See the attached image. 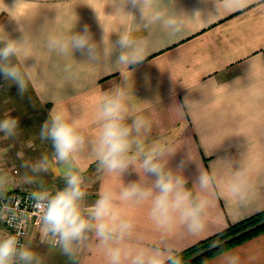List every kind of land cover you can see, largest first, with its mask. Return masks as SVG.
Returning <instances> with one entry per match:
<instances>
[{"label":"crops","instance_id":"0c3cea01","mask_svg":"<svg viewBox=\"0 0 264 264\" xmlns=\"http://www.w3.org/2000/svg\"><path fill=\"white\" fill-rule=\"evenodd\" d=\"M196 10L202 14L187 18ZM156 11L163 19L149 23ZM170 16L184 18L179 33L165 24ZM85 24L99 60L50 47L52 38L81 32ZM124 33L134 46L145 49L142 63L116 62L121 49L115 42ZM7 40L23 44L8 62L32 69L26 77L32 101L21 102L23 115L29 117L33 111L28 108H33L49 120L55 109L69 121H79L85 136V147L68 164L56 161L52 141L46 139L52 145L44 154L47 171L33 170L37 161L28 150L26 165L33 167L19 171L11 165L2 171L8 191L28 187L33 193L56 184L62 190L70 170L86 182L96 175L95 196L82 201L86 209L103 188L118 192L134 181L150 186L154 178L140 168L143 157L135 144L131 155L136 163L122 174L100 170L92 151L101 98L124 87L129 109L124 123L131 125L137 116L149 122L148 130L133 131V138L142 140L145 148L164 147L165 168L182 176L194 197L208 201V228L199 236L188 234L182 225L164 233L149 216L150 203L118 201L135 224L130 243L178 253L264 210V0H240L231 6L226 0H151L144 8H131L126 0H0V47ZM181 160L184 166L178 168ZM4 161L1 156L2 168ZM201 173L213 178L203 192L198 185ZM237 173L244 187L241 195L233 196L229 186ZM87 236L78 246L76 264H106L94 233ZM26 247L36 254L32 264H72L52 238L44 236L42 226L28 227ZM231 256H238L239 264H264V233L203 264H228Z\"/></svg>","mask_w":264,"mask_h":264},{"label":"clouds","instance_id":"9594fccd","mask_svg":"<svg viewBox=\"0 0 264 264\" xmlns=\"http://www.w3.org/2000/svg\"><path fill=\"white\" fill-rule=\"evenodd\" d=\"M239 2L240 0H226L229 6ZM126 3L131 8L138 6L144 8L150 6L151 0H126ZM201 14L196 10L187 18ZM163 17L162 12L156 11L150 15L148 22L154 23ZM165 24L172 28L173 34H176L182 30L184 18L170 16L165 20ZM92 40L89 26L85 24L81 32L67 37L52 38L49 43L50 47L58 48L62 53L76 50L86 54L89 59L99 60L97 46ZM115 43L121 49L117 63L134 66L143 62L145 49L134 46L130 34H122ZM22 48L23 44L16 40H7L4 46L0 47V74L5 79L15 82L21 95L27 89L26 77H30L32 69L28 67L22 69L8 61L11 57L18 56ZM126 99L127 91L124 87H116L101 98L97 112V120L101 123L92 141V151L100 170L108 174H122L130 165L136 163V158L131 155L135 144L138 153L143 157L140 168L147 176L154 178L153 183L148 186L142 181L130 182L122 186L118 192L111 187L103 188L94 205L84 209L82 201L86 193L82 186L83 178L78 172L70 170L65 176L66 187L54 195L47 191L32 193L35 208L40 213L42 232L44 236L52 238L54 246L58 245L72 264H76L78 246L88 238L89 232L94 233L98 247L103 250L106 257V264H183L182 257L175 249L145 248L130 243L129 238L133 235L135 224L121 212L117 202L135 205L150 203L149 216L159 230L169 233L174 231L177 225H182L188 234L199 236L208 228L206 216L208 201L202 196L194 197L185 187V179L165 168L164 157L167 150L164 147L153 144L145 148L142 140L133 138V131L136 133L142 129L147 131L149 122L144 117L137 116L131 125L125 124L129 111ZM17 126L18 121L14 118L0 121V131L9 136L15 135ZM79 129V121H69L55 109L50 119L42 125L40 135L52 141L58 163H70L85 147V136ZM183 166L184 161L181 160L177 167ZM33 170L47 171V157L37 163ZM212 179L208 173L199 175L198 185L202 192L209 188ZM243 187L244 180L241 174L237 173L229 190L233 196H239ZM7 190L8 178L0 175V196ZM5 218L4 211L0 209V219ZM18 235L9 234L0 239V264H16L17 258L24 264H32L37 259L32 250L19 244ZM228 264H239V257H229Z\"/></svg>","mask_w":264,"mask_h":264},{"label":"rangeland","instance_id":"374dc122","mask_svg":"<svg viewBox=\"0 0 264 264\" xmlns=\"http://www.w3.org/2000/svg\"><path fill=\"white\" fill-rule=\"evenodd\" d=\"M1 76L3 75L0 74V121L6 118H14L18 121L15 135L9 136L3 131H0V156L5 160L3 169H8L11 165L14 167L16 166L19 171L24 168L30 169V167L33 166L30 165V167H27L26 165L28 159L25 153H27L28 150H30L32 158L36 159L34 160L35 163L36 161L37 163L41 162L44 158V154L52 150L49 149L52 148L51 143H48L46 139L42 138L40 135L42 125L48 120L45 118L44 112H42V114L37 113L38 111L36 112L33 108H28V110H32L33 112L26 118L25 115H23L26 109L23 105L24 103L21 105V102H24L26 99L31 100V92L29 89H26L24 94L21 95L18 92L15 82ZM23 117L24 119H22ZM28 122L32 123V125L29 126L27 124ZM25 124L27 125L25 126ZM27 146L30 147L28 148ZM32 177L36 178L35 176ZM85 179L86 178H83L82 185L86 193L84 198H93L98 184V176H89L87 182ZM17 190H27L31 192L28 187H19ZM42 191H47L49 194L54 195L59 191V186L56 184V186L51 185L47 188L42 187Z\"/></svg>","mask_w":264,"mask_h":264},{"label":"trees","instance_id":"16d2710c","mask_svg":"<svg viewBox=\"0 0 264 264\" xmlns=\"http://www.w3.org/2000/svg\"><path fill=\"white\" fill-rule=\"evenodd\" d=\"M262 233H264V210L241 222L231 224L225 230L177 254L182 257L183 264H203Z\"/></svg>","mask_w":264,"mask_h":264},{"label":"built area","instance_id":"2783aa9c","mask_svg":"<svg viewBox=\"0 0 264 264\" xmlns=\"http://www.w3.org/2000/svg\"><path fill=\"white\" fill-rule=\"evenodd\" d=\"M2 171L0 156V175H3ZM0 209L4 211L6 217L0 219V239L9 234H19V244L26 247L28 227L42 226L40 213L35 208L32 193L27 190H7L0 196ZM16 264H24V262L17 258Z\"/></svg>","mask_w":264,"mask_h":264}]
</instances>
